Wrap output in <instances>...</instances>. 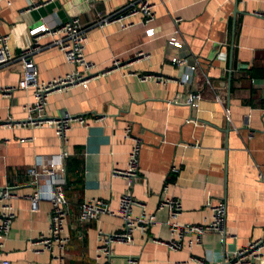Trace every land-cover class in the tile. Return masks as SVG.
<instances>
[{
	"label": "crops",
	"instance_id": "0c3cea01",
	"mask_svg": "<svg viewBox=\"0 0 264 264\" xmlns=\"http://www.w3.org/2000/svg\"><path fill=\"white\" fill-rule=\"evenodd\" d=\"M131 1L12 0L11 6H2L0 32L10 34L11 49L19 54L30 46L32 28H53L73 15L89 27L98 13L115 12ZM153 1L157 8L152 23L139 16L132 29L123 31L117 24L90 30L86 58L100 69L118 60L122 69L87 88L52 95L50 118L71 114L89 121L88 127L75 125L66 141L51 127L28 126L24 107L34 102L31 90L15 89L11 96L0 97V189L26 183L27 171L43 170L50 160H61L66 183L74 182L76 159L81 164L80 183L66 189L70 213L65 234L71 242L62 257L57 249L51 255L32 245L48 233L52 205L42 201L33 212L23 197L32 187L24 186L16 189L20 197L9 202L16 218L2 241L1 259L11 264H97L100 232L122 231L123 221L102 215L82 224L80 207L101 199L119 210L128 186L113 171L128 167L133 143L126 139V127L142 145L133 197L155 222L147 233L136 230L133 243L115 244L111 264H132L129 259L136 264H224L249 243L264 242V0ZM170 40L183 47L170 45ZM53 41L45 35L41 43L46 49L34 57L44 80L73 70L64 55L50 47ZM197 62L199 68L191 71ZM139 74L166 82H143ZM20 79V65L0 69V87L16 86ZM198 92L203 100L197 110L185 101ZM175 99L183 104H168ZM225 109L231 112V122ZM69 161L73 171L67 180ZM166 199L182 205L173 223L203 228L213 222L208 200L223 201L226 234L188 233L184 247L172 250L166 244L170 214L159 209ZM140 214V208L133 210L134 217ZM188 240L194 241L191 248ZM261 256L264 259V249Z\"/></svg>",
	"mask_w": 264,
	"mask_h": 264
},
{
	"label": "built area",
	"instance_id": "2783aa9c",
	"mask_svg": "<svg viewBox=\"0 0 264 264\" xmlns=\"http://www.w3.org/2000/svg\"><path fill=\"white\" fill-rule=\"evenodd\" d=\"M12 5V0H0V14L2 6ZM36 7L38 5H35ZM35 7V8H36ZM157 4L153 0H134L127 3L123 8L111 12L97 14V18L89 27H85L79 15H73L67 22L60 23L55 27H48L42 24L29 30L31 38L30 46L19 54L11 49L10 34L0 32V69L18 64L21 67V79L16 86L0 87V97L11 96L15 89L31 90L33 92L34 102L25 106L24 110L28 114L27 124L32 127H51L55 130L58 138L66 141L67 134L75 125L88 127L89 121L82 115L64 114L61 118H50L47 114V107L51 97L57 92H68L76 87L87 88L93 81L99 80L109 74L122 69V64L114 60L109 69H100L99 66L86 58V49L89 43L90 30L94 28L104 29L111 25H120L125 31L134 28L137 23L134 22L136 17L141 16L144 22L152 23L155 19ZM45 35H50L54 41L50 47L57 49L62 53L67 62L73 66V70L63 76L50 80L41 79L37 66L34 62L35 55L46 49L41 40ZM169 44L181 48L183 44L170 40ZM143 54V53H142ZM141 54V55H142ZM173 61L183 64L184 61L174 58ZM199 63L191 66V71H196ZM138 78L143 81L154 79L157 82L166 81L160 76L139 74ZM185 81L190 80V73L185 75ZM203 100L201 93L189 95L185 104L192 109H197ZM169 105L183 104L179 99L169 101ZM225 116L231 122V112L225 109ZM95 122L101 121L95 117ZM126 139L133 143L128 158V167L125 170L115 169L113 175L122 177L127 181L128 189L120 198L119 210L113 211L109 204L101 199H92L84 202L80 207L79 221L82 224L97 221L102 215L118 217L123 221V230L113 234H104L100 232L99 247L97 251V264H111L113 257V246L115 244H131L134 241L133 234L136 230L147 233L150 225L155 222L153 215L145 212V205L133 197V189L139 178L140 171V154L141 140L132 136L130 127L125 129ZM65 158V154L62 156ZM28 180L26 183H20L15 186H5L0 189V248H3V240L11 232L13 222L16 218L14 207L9 203L14 198L20 196L16 189L24 186L32 187V192L23 197L29 199L32 211L37 212L42 201H49L52 205L50 213V228L48 233L42 234L32 242L39 250L50 252L54 255L57 249L59 256L62 257L64 251L71 242V238L65 234V227L68 221L70 207L66 196V179L64 168L61 160H50L46 163L43 170H30L26 172ZM207 206L213 213V222L203 227H194L193 225H180L173 223L182 211V205L176 200L166 199L161 201L159 209H167L170 214V220L167 227L171 234L169 241L166 243L172 250L178 251L184 247L188 233H194L202 236L205 232H215L225 235L226 223V206L223 201L214 204L210 199ZM140 208L139 217H134L133 210ZM194 241L188 240V246L191 248ZM264 249L263 240L249 243L247 246L239 249L231 256L226 257V264H264L261 256ZM129 262L136 264V260L129 259ZM0 264H11L6 259H1Z\"/></svg>",
	"mask_w": 264,
	"mask_h": 264
},
{
	"label": "trees",
	"instance_id": "16d2710c",
	"mask_svg": "<svg viewBox=\"0 0 264 264\" xmlns=\"http://www.w3.org/2000/svg\"><path fill=\"white\" fill-rule=\"evenodd\" d=\"M78 152L81 153V149H78ZM76 162L79 163L77 166H76V170H77V173H76V180L73 182L72 180L70 181H67L66 183V189H68V187H71L72 185H75V184H79L80 181H81V164H80V159H76ZM73 166L71 164V161H69V164H67V180L70 179V175L72 174V171H73ZM67 192V190H66Z\"/></svg>",
	"mask_w": 264,
	"mask_h": 264
},
{
	"label": "water",
	"instance_id": "95a60500",
	"mask_svg": "<svg viewBox=\"0 0 264 264\" xmlns=\"http://www.w3.org/2000/svg\"><path fill=\"white\" fill-rule=\"evenodd\" d=\"M224 264H226V263H224Z\"/></svg>",
	"mask_w": 264,
	"mask_h": 264
}]
</instances>
